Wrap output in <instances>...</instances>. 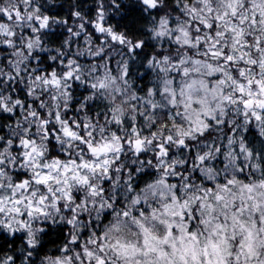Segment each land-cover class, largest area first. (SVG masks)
<instances>
[{
  "label": "clouds",
  "instance_id": "clouds-1",
  "mask_svg": "<svg viewBox=\"0 0 264 264\" xmlns=\"http://www.w3.org/2000/svg\"><path fill=\"white\" fill-rule=\"evenodd\" d=\"M5 10L12 15L0 19V264H96L101 256L109 264H165L156 253L131 260L119 254L120 245L145 247L135 219L150 230V245L167 249L175 264L185 249L188 264H204L205 246L212 264H237L241 240L264 261V176L260 167L248 168V153L255 156L251 163H264V109L243 104L249 92L264 100V47L258 52L256 43L264 45V0H0V13ZM184 67L188 75H178ZM165 80L175 81L166 85L175 92V105L171 91L162 92V101L155 97ZM149 91L156 109L139 99H150ZM225 133L237 146L230 161L213 150L217 158L197 166L193 155ZM138 139L142 145L134 143ZM160 144L168 156L158 154ZM106 168L121 172L110 178ZM164 168L171 184L184 186L180 203L172 200L170 184L156 183L164 180ZM229 178L238 183L223 200H204L198 219L181 221L184 200L196 207L194 197L203 198L204 186L215 190ZM129 182L141 190V201L158 208L155 219L151 208L137 215L129 199L136 193L125 188ZM244 183L254 184L251 200L247 190L240 193ZM101 189L112 197V207ZM161 204L169 205V215H160ZM161 220L181 225L169 238L175 256L168 244L152 239L167 233ZM189 229L198 243L186 234ZM239 264L257 261L241 255Z\"/></svg>",
  "mask_w": 264,
  "mask_h": 264
},
{
  "label": "snow or ice",
  "instance_id": "snow-or-ice-1",
  "mask_svg": "<svg viewBox=\"0 0 264 264\" xmlns=\"http://www.w3.org/2000/svg\"><path fill=\"white\" fill-rule=\"evenodd\" d=\"M233 11H235V10H233ZM11 15L12 14L8 13L7 10H5L3 13H0V19H3L4 17H10ZM15 15L19 16V10L15 13ZM37 19H39V17H37ZM255 22H256V17L253 16L252 23H255ZM205 26L210 28V29L218 27V25H208V24H205ZM97 28H98V30L103 31V26L102 25H97ZM216 35L219 36L220 33H217ZM116 38L117 37L115 36V34H113L112 35V39L115 40ZM209 38L211 39V34H210ZM120 39L122 41L123 37H120ZM199 39L200 38L197 37V42H199ZM256 43H257V51L259 52V51H261L262 47H264V45L261 44L259 39H257ZM200 46L203 47V45H200ZM211 54L212 55H217L216 50L213 49ZM219 55L220 56H224V52H220ZM165 59H167V57H165ZM226 59H227L228 62H233V60H234L233 56H231V55H228L226 57ZM193 63H197L198 64L199 61L194 60ZM252 63L254 64L255 61H253ZM179 64H181V65L184 64V61L180 60ZM209 67H211V66H209ZM161 71H163V69H161ZM188 73H189V70H188L187 67L179 69L178 72H177L178 75L179 74H183L184 76H187ZM64 75L66 77H70L72 75V73L70 71H66L64 73ZM241 75H243V70H241ZM219 82L221 84L224 83L223 80H220ZM169 83L175 84V81H168V80L162 81V84L164 85V87H161V85H157V89H156V92H155V97H159L160 100L162 101L163 100L162 92L163 93H168V92L171 91L170 89H168L166 87V85L169 84ZM196 83H197V81L193 80L191 82V84L188 85V87H192V85H194ZM251 83H252L251 80H249V85H251ZM256 84L260 85L261 81L257 80ZM176 86L179 87V85H176ZM240 91L241 92L244 91L242 84L240 85ZM261 92H264V87L261 88ZM181 94H183V93H181ZM147 95L149 97H151V98L150 99H144L143 97H141L139 99L143 100L144 105H145L146 108L147 107H151L153 109H156V103L154 102L155 97L152 96V93L150 91L147 93ZM248 95H249V99H245L243 101V104H244V106L246 108L252 106L253 104H255V105L260 106L262 109H264V100H259V99H255L254 100V99H252L251 98L252 94L250 92H249ZM171 97H172L171 102H172L173 105H175L176 96H175V92L174 91H171ZM189 99H191V97H189ZM177 115H179V113H177ZM245 115H249V113H245ZM250 115L257 121H260L262 119L261 115L257 114L254 111L251 112ZM125 123L128 124V126L130 128L132 127L130 122L125 121ZM222 123L224 124V127L227 129V132H231L232 131V129L230 127H228V125H229V123H231V121H229L228 119H225L224 121H222ZM237 123H238V121H237ZM132 134L139 135V132L136 129L133 128L132 129ZM261 134H264V129H262ZM204 137L205 138H209L207 133H204ZM166 139H168L169 141H172L173 138L171 136H168V137H166ZM130 143H132V141H130ZM134 143L137 146H139V145L143 144V141L138 139V140L134 141ZM179 143L184 145V144H186V141L180 140ZM89 147L91 148L92 146L89 145ZM236 147L237 146H236L234 140L232 138H230L227 135V133H225V135L220 137L219 142L217 143V142L214 141L212 143L211 147H209L208 144H205L201 148L200 153H197V154L193 155V160H194V162H195V164L197 166L200 165V164L207 165L210 160H214V159H216L217 157H220V156H222L224 158V161H230L232 152L236 151ZM244 147L245 146H244L243 143H241L239 145V152L240 153H243ZM137 150L139 151L140 149L138 148ZM213 150L217 154V157H213V154H212ZM181 151H183V149H181ZM158 154L160 156H168V154H169L168 153V148L164 144H160L159 145V153ZM248 156H249V163H248L249 170L251 171L254 168L260 167L261 168V174H262V176H264V163H261L259 165L258 164H253V163H251V160L255 159L254 154L253 153H248ZM262 161H264V157H262ZM238 162L240 163L241 174H243L244 163L242 161H238ZM230 166L231 165L229 163H225L224 164L225 168L230 167ZM172 167H173L174 171L179 173V169L176 168L175 165H173ZM105 171H106V173H110V178H115V173L116 172H121V169L120 168H116L115 171L113 172L111 169L106 168ZM133 171H135V169H133ZM162 171L165 174V178H164V180H157L156 183H168V184H170L171 188L175 189V191L173 192L172 200L174 202H176V203H180L179 194H180L181 188H183L184 186L181 185L180 188H177L176 184H171V182L167 180L168 169L164 168V169H162ZM209 171H211V169H209ZM237 183H238L237 179L229 178V179H222L219 183H217L215 185V190H214V188L211 185L204 186V188L202 190L203 198L201 197L200 194H198V195H196L194 197L195 201L197 202V206L196 207H192L191 205H189L187 200H184L182 202L183 206L181 207V209L179 211V216H180L181 221L190 220L193 217H196L198 219L199 217L196 216L197 207L201 208V209L204 208L205 207L204 200H210V198L213 197V196H214V198H215V200L217 202L223 200L224 199V193L230 192L231 191V186H234ZM259 183H260V185L264 186V178L259 179ZM146 187L152 188V185L148 184V185H146ZM188 187H191V186L189 185ZM125 188L127 189V191L130 194L133 193V192L136 193V195L134 197L130 195L129 199H132V202L138 206L139 211H138L137 215L140 216V217H143L145 215V212L149 208H151L153 218L155 219L156 215H157L158 208L152 207L148 203L147 200L141 201V199H140V191L141 190L135 188V186L132 183H130V182L125 184ZM253 189H254V184H252V183H244L242 185V187L240 188V193H241V195H243L244 191L247 190L248 193L250 194L247 197V199L251 200V199H253V197L251 195ZM92 192L94 194H97V189L94 186L92 188ZM99 194L105 195L107 197L108 201H109L108 206L112 207V204L110 202L112 197L108 196L107 193H105L103 191V189L100 190ZM152 195L155 197L157 194H156L155 191H153ZM159 198L160 199H164L163 193L160 194ZM116 203L119 204L120 201L117 200ZM207 206L209 208H211L212 204L209 203ZM101 207H103V204L101 205ZM168 207H169L168 204L159 205V209L162 210L160 212V215H162V216L169 215ZM122 214H123L124 217H128V215H129L127 210H125ZM172 215H175V213H172ZM262 222H264V218H262ZM135 223L140 227L141 232L145 233V239H144L145 247L143 249H140L136 245H132V244L120 245V248L123 249V252L119 253V254H122L126 259L131 260L132 258H134L137 255H143L145 257H149L151 255V253H156L157 258L159 260L165 261V264H175V261L172 259V257L169 256V253H168L167 249L157 248L155 245H150V241H149V238H148V233H149L150 230L143 224V222L141 220H139V219H135ZM160 223L167 225V229H168L167 233L165 234V236L163 237L162 240H161V238L159 236H153L152 239L160 241L161 244H168L169 247L172 248L173 255L175 256L178 250H177L176 244L174 242H172V243L169 242V238L173 237L174 227L176 229H179L181 227V225H178V224L174 225L173 223H168L165 220H161ZM201 223H204V221H201ZM218 227L222 228L223 225H218ZM246 231H247L246 239L251 241L252 240V232H251V230H246ZM186 234L191 236V238L193 240H196L197 243H198L197 234L194 231H191L189 229L186 232ZM209 243L212 245V247L214 249L217 248V245L214 242H212L211 240L209 241ZM240 249H241V251H240L239 255H237L235 257V259L237 261V264H239V260H240V256L241 255H243L245 257V261L246 262L248 260H253L254 259V260L257 261V264H264V261H261L259 259V255L254 250V248L252 247L251 243H249L248 245H245L244 240H241ZM101 250H103V245H101ZM203 253H204V256H205L204 264H212V257L209 256L207 246H205V248L203 249ZM87 255L91 256L92 253L91 252H87ZM179 259H180V264H188L187 249L184 250V253L182 255H180ZM193 259L195 260L196 258L193 257ZM96 264H109V262L106 261L101 256V257L98 258ZM137 264H140V262L137 261ZM145 264H152V261L151 260H146ZM216 264H227V261L217 259Z\"/></svg>",
  "mask_w": 264,
  "mask_h": 264
},
{
  "label": "trees",
  "instance_id": "trees-1",
  "mask_svg": "<svg viewBox=\"0 0 264 264\" xmlns=\"http://www.w3.org/2000/svg\"><path fill=\"white\" fill-rule=\"evenodd\" d=\"M69 23H71V20H69Z\"/></svg>",
  "mask_w": 264,
  "mask_h": 264
}]
</instances>
